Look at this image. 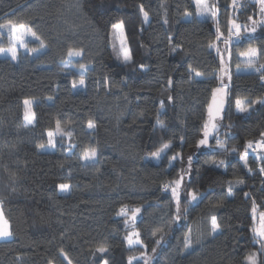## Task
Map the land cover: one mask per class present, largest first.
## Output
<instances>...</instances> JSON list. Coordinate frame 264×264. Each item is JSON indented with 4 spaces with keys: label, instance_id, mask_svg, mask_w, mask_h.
Returning <instances> with one entry per match:
<instances>
[{
    "label": "trees",
    "instance_id": "trees-1",
    "mask_svg": "<svg viewBox=\"0 0 264 264\" xmlns=\"http://www.w3.org/2000/svg\"><path fill=\"white\" fill-rule=\"evenodd\" d=\"M206 1L210 16L193 0H0V25L39 37L26 40L34 53L0 57V207L12 232L0 264H248L251 253L264 264L253 232L264 213V5ZM251 21L237 37L233 23ZM12 42L0 28V47ZM70 49L82 51L75 70L62 64ZM223 85L228 108L212 118L211 90ZM57 122L64 135L41 150ZM130 231L141 243H127Z\"/></svg>",
    "mask_w": 264,
    "mask_h": 264
},
{
    "label": "snow or ice",
    "instance_id": "snow-or-ice-1",
    "mask_svg": "<svg viewBox=\"0 0 264 264\" xmlns=\"http://www.w3.org/2000/svg\"><path fill=\"white\" fill-rule=\"evenodd\" d=\"M197 2V5L198 6H202L205 10L207 8L206 5L203 4V0H196ZM259 3L261 5H264V0H259ZM143 10V9H142ZM262 11H264V9H262ZM187 15V13H186ZM213 15H215L213 13ZM144 16L145 18H147L148 16V13L147 12H144ZM5 27H8L9 30L12 32L13 36L15 37V39L17 41H19L21 39V37L19 35H17V33L21 32L22 30H25L26 29V26L24 24H19L18 26L12 24L11 21L8 22V24L6 25H0V28H5ZM115 27H122L121 25H116ZM233 27L236 29V35L237 37H239V34H240V26L239 25H236L235 23H233ZM27 31L30 32V29H27ZM252 31L254 32L255 29L253 28ZM229 33H230V36H231V29L229 30ZM34 37L36 36L35 33H31ZM36 39H39V37H36ZM227 42V41H226ZM22 46H26V45H22ZM43 46V44H42ZM5 52L7 53H10L11 54V57L13 60H15L17 58V51H16V48H15V45H13L12 47L8 48V49H4V48H0V54H4ZM68 55L71 57V56H80L82 55V51L80 50H72L70 49L69 52H68ZM245 56L248 57V60H247V66L249 67H254V58L258 55V50L255 49V48H250L247 50L246 53H244ZM124 59L125 61L129 60L130 59V56L128 55L127 53V50H124ZM261 68H264V65H261L260 66ZM80 68L82 70H86L85 69V65H80ZM257 71H259V69H257ZM197 76L201 75L200 73H196ZM262 79H264V77H262ZM79 83L81 85L84 84V80L81 79L79 81ZM73 87H76L75 84H73ZM216 91H221L220 89H217ZM215 99V97H214ZM261 102H264V101H261ZM25 103V106H26V109H25V120L28 122V123H32L33 122V119H34V114H30V101L29 100H25L24 101ZM236 106L237 108L241 111V112H246L248 111V108L244 106V101L241 100V99H237L236 100ZM209 115L212 116V111L210 109L209 111ZM88 127L91 129V128H94L95 127V124L92 122V121H89L88 122ZM207 127V125H206ZM213 127H215V125H213ZM61 135L63 136L64 133L62 132L61 128H60V125H59V122H57V127H56V130L55 132L53 131H49L48 132V142H47V146L49 147H55L56 146V141L54 139V136L55 135ZM205 135L207 136V133H205ZM201 144L205 143L204 140H202L200 142ZM249 147H251V143H249L248 145ZM260 148L264 149V141H261L259 142V145H258ZM40 148H45V145L44 144H41L39 145ZM165 147H168V145H165ZM95 155H96V152H95V149H92L91 152L89 151H85L83 156H82V159L84 160H93L95 158ZM158 155V154H157ZM261 171H264V169H262ZM60 188L61 190H68L69 188V185L67 184H61L60 185ZM174 194H175V190H174ZM193 199H195V197H193ZM2 203V202H0ZM137 212L139 211V209L136 210ZM179 211V209H178ZM126 212L125 209H121V212L119 213L120 215H124ZM253 212L255 213V209H253ZM133 219H135V214H133ZM254 219H255V216H254ZM219 228V225L217 224L216 222V217L213 216L211 218V230L213 233H215L217 231V229ZM253 232L256 236L264 239V213H261L260 216H259V226L258 227H254L253 228ZM12 236V232L10 231V225H9V222L7 219L4 218L3 216V213L0 212V239H7L9 237ZM133 236L136 237V239L134 240L133 239ZM126 240H127V243L131 246L133 244H138V243H141L140 239H139V233H132V234H129L127 237H126ZM186 240H187V243H186V247L190 246V239L188 237H186ZM98 252L100 253H105L108 251L107 248H104V247H100L97 249ZM153 252H155V249H153ZM67 259V257H65ZM247 261H248V264H256V253H251L249 254L247 257H246ZM69 264H71V262L69 261ZM105 264H107V262L105 261ZM129 264H131V259L129 261Z\"/></svg>",
    "mask_w": 264,
    "mask_h": 264
},
{
    "label": "rangeland",
    "instance_id": "rangeland-1",
    "mask_svg": "<svg viewBox=\"0 0 264 264\" xmlns=\"http://www.w3.org/2000/svg\"><path fill=\"white\" fill-rule=\"evenodd\" d=\"M193 2L195 3V5H196V8H197V13L200 15V16H210V15H212V6H208V3H207V1L206 0H203V4L204 5H206L207 6V8H206V10L202 7V6H198L197 5V2H196V0H193ZM212 7V8H211ZM190 15H187V17H189ZM261 21L263 22L264 21V11H263V14H262V17H261ZM251 23V24H250ZM249 24H244L240 29L241 30H243L244 32H249V31H251L253 28H254V26H253V24L256 26V22L255 21H251ZM116 25H121L120 23H116L115 25H114V27L113 28H115V31H116V35H117V37H118V39H119V42H120V44L123 46V44H124V39H125V37H124V32H123V29H122V27H115ZM16 26H18V25H16ZM32 32L30 31H27V28L25 29V30H22L21 32H19V33H17V35H19L20 37H21V39L19 40V41H17L16 39H15V37L13 36V34H12V45L10 46V47H12L13 45H15V48H16V51H17V58L14 60V61H16L17 59H18V56H19V54L20 53H34L35 51L34 50H31V49H29L27 46H22V45H26V40L27 39H31V40H35V41H38V39H36V36L34 37L32 34H31ZM10 47H0V48H4V49H8V48H10ZM128 53V52H127ZM0 57H8V58H10V59H12V57H11V54L10 53H7V52H5L4 54H0ZM78 56H69L68 55V57H67V59L62 63L65 67H67V68H70V69H77L76 67H75V65L73 64V59H75V58H77ZM245 58L246 59H248V57L247 56H245ZM119 59L121 60V61H124L125 59H124V50H123V52H122V54H121V56L119 57ZM13 60V59H12ZM238 69H242V70H244L245 68H243V67H240V68H238ZM80 70L81 71H83L81 68H80ZM228 74V73H227ZM195 76L197 77V78H201V75H199V76H197L196 75V73H195ZM228 84V83H227ZM25 100H29L31 103H30V106H29V108H30V114H33V110H32V104L34 103V101H35V99H32V98H27V99H25ZM24 100V101H25ZM23 104H24V121L26 122V123H28L26 120H25V109H26V106H25V103L23 102ZM245 106V105H244ZM236 109L237 110H239L238 108H237V106H236ZM33 122H34V119H33ZM32 122V123H33ZM32 123H28V124H32ZM88 129L89 130H92L93 128H89L88 127ZM53 132H55V130H53ZM56 136V135H55ZM55 136H54V139H55ZM48 139H49V137H48ZM216 141H217V145L218 146H222L223 145V138L220 136V135H218L217 137H216ZM47 142H48V140H47ZM51 149H53V147H49V146H47V143L45 144V148H41V150H51ZM87 151H89V152H91V150H87ZM158 154V155H157ZM160 155H161V150H159V151H157V152H155V153H153L152 155H150L148 158L150 159V160H152L153 162H158L159 161V159H160ZM96 156V155H95ZM255 157H257V155L255 154L254 155ZM83 160V162L84 163H94L95 162V160H96V157L93 159V160H84V159H82ZM261 160H263V156H261ZM171 190H173V192H174V190H175V187H172L171 188ZM65 191H67V190H61V192H65ZM176 192V191H175ZM187 196H189V193L187 194ZM193 199V198H192ZM0 212H2L1 211V207H0ZM259 226V222H258V225H257V227ZM136 232V231H135ZM135 232H133V231H130V234H132V233H135ZM137 233V232H136ZM133 239L135 240L136 239V237L135 236H133ZM0 240H2V239H0Z\"/></svg>",
    "mask_w": 264,
    "mask_h": 264
},
{
    "label": "water",
    "instance_id": "water-1",
    "mask_svg": "<svg viewBox=\"0 0 264 264\" xmlns=\"http://www.w3.org/2000/svg\"><path fill=\"white\" fill-rule=\"evenodd\" d=\"M220 89L221 91H216ZM215 97V99H214ZM229 87L226 85L214 87L211 90L210 99L207 105V114L212 111V118L223 115L228 108Z\"/></svg>",
    "mask_w": 264,
    "mask_h": 264
},
{
    "label": "crops",
    "instance_id": "crops-1",
    "mask_svg": "<svg viewBox=\"0 0 264 264\" xmlns=\"http://www.w3.org/2000/svg\"><path fill=\"white\" fill-rule=\"evenodd\" d=\"M259 144V143H258ZM262 149V148H261ZM261 156H263V159H264V149H263V153H262V155Z\"/></svg>",
    "mask_w": 264,
    "mask_h": 264
},
{
    "label": "clouds",
    "instance_id": "clouds-1",
    "mask_svg": "<svg viewBox=\"0 0 264 264\" xmlns=\"http://www.w3.org/2000/svg\"><path fill=\"white\" fill-rule=\"evenodd\" d=\"M226 86H228V85H226ZM229 87V86H228Z\"/></svg>",
    "mask_w": 264,
    "mask_h": 264
}]
</instances>
